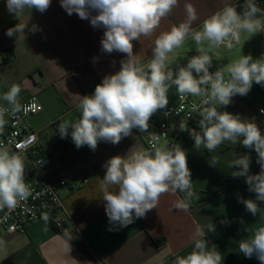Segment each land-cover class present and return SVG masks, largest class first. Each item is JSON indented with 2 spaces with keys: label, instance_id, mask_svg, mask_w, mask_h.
Listing matches in <instances>:
<instances>
[{
  "label": "crops",
  "instance_id": "obj_1",
  "mask_svg": "<svg viewBox=\"0 0 264 264\" xmlns=\"http://www.w3.org/2000/svg\"><path fill=\"white\" fill-rule=\"evenodd\" d=\"M240 2L179 0L178 6L161 19L160 26L150 36L133 41V53L140 63L151 58L155 39L185 20V4H192L197 11L198 19L193 22L192 30L201 31L203 21L228 4H234L242 13ZM260 23L264 27V17ZM17 24H27L24 32L7 36V30ZM34 25L35 32L31 30ZM103 33L104 29L93 28L90 20L80 19L76 13L68 15L60 0H51L43 13L26 9L18 17L8 11L6 0H0V97L13 84H18L22 89L20 103L34 97L40 104L41 111L26 117L21 125L37 133L39 148L51 156L55 183L87 180L75 190L57 187L71 225L68 234L59 233L47 223L35 222L22 234L3 236L0 264H173L176 257L193 250L195 239L206 240L210 249L215 247L223 264H260L255 256L249 259L239 251V241L264 226V216H253L240 202L254 200L255 193L248 190L245 177H233L235 169L229 167L237 157L247 154L249 174L260 172L256 152L242 144L225 141L209 152L203 146L194 147L189 132L182 131L178 146L187 156L192 197L179 191L167 193L160 197L157 209L148 211L142 218L134 217L131 224L121 227L110 223L100 186L106 171L103 165L116 155L150 151L144 144V131L133 129L130 136L116 145L100 141L93 151L87 145L78 149L74 142L63 144L55 124L77 120L80 115L77 105L81 96L87 94L89 85L94 83L96 87L106 75L115 74L120 62L127 58L124 53L102 51ZM184 43L186 56L199 54L194 50L199 45L191 37ZM222 51L221 61L226 68L242 55H251L253 59L264 57V31L242 32L233 49ZM179 54L175 49L169 61ZM217 107L257 124L264 132V115L258 114V109H264V86L254 82L247 95H236L228 106ZM199 119L188 124V128L199 131ZM213 160L216 165L211 163ZM22 161L27 169L28 161ZM179 200L188 202L187 212L173 208ZM260 207L264 210V203ZM209 225H213L211 232L207 231ZM197 226L205 230L204 237L195 236ZM68 237L72 238L67 243Z\"/></svg>",
  "mask_w": 264,
  "mask_h": 264
},
{
  "label": "clouds",
  "instance_id": "obj_2",
  "mask_svg": "<svg viewBox=\"0 0 264 264\" xmlns=\"http://www.w3.org/2000/svg\"><path fill=\"white\" fill-rule=\"evenodd\" d=\"M68 15L76 13L80 19L90 20L93 28H103L102 51L126 54L119 71L106 75L97 84L92 95L81 96L77 105L80 115L77 120L64 121L58 125L61 138H66L71 129V139L79 149L87 145L95 150L100 141L119 144L133 129L147 131L150 118L169 103L168 92L175 87L181 98L191 95L202 97L194 106L193 113L200 119L199 131L179 125L188 131L194 147H205L214 151L225 141L242 144L257 154L260 172L249 174L250 157H237L229 167L235 169L233 177H245L248 190L255 199H241L246 210L253 216H264V132L257 124L245 121L239 115L218 110L226 107L234 96H245L253 83L264 86V57L253 59L242 55L232 61L226 69L210 72L212 57L201 47L198 55L187 60L175 70L167 68L170 54L180 48L191 37L197 45L207 43L209 49L221 45L231 49L239 43L240 34H256L264 31L260 18L264 17L256 0H245L243 11L238 12L234 4H228L203 21L201 31H193L192 24L198 19L195 7L185 4L186 18L169 31L155 39L152 59L145 65L133 53V41L141 36H150L161 19L178 6L179 0H60ZM51 0H6V7L17 17L26 9L45 12ZM259 14V15H258ZM27 24L9 28L6 35L12 37L24 32ZM37 30L34 25L31 29ZM21 87L13 84L2 98L10 106L11 114L20 112ZM8 109L0 108V127L6 123ZM191 116V115H190ZM216 165V161L211 162ZM106 169L101 181L105 211L110 223L125 227L135 218H142L152 209H157L160 197L167 193L184 192L190 198L192 180L187 165V156L180 146L155 147L154 151H133L126 156H113L103 165ZM29 195L25 182V165L22 159L7 148H0V208L14 207L19 200ZM178 211L187 212L189 204L179 200L173 204ZM209 225L208 232L213 231ZM205 230L197 226L196 237H204ZM72 237H68V241ZM69 246V244H68ZM70 250V249H69ZM239 251L246 258L255 256L264 264V226L256 228L247 239L239 241ZM173 264H223L215 247L209 248L204 239H195L193 250L178 256Z\"/></svg>",
  "mask_w": 264,
  "mask_h": 264
},
{
  "label": "built area",
  "instance_id": "obj_3",
  "mask_svg": "<svg viewBox=\"0 0 264 264\" xmlns=\"http://www.w3.org/2000/svg\"><path fill=\"white\" fill-rule=\"evenodd\" d=\"M244 2L245 0H241L240 4L243 5ZM256 3L264 9L262 0L256 1ZM217 48L224 51L231 50L224 45ZM151 59L152 57L141 62V64L146 65ZM214 71L216 69L210 68V72ZM225 76L227 78V74ZM94 88V83H91L86 95H92ZM201 102L202 97L188 95L181 98L176 93L166 108L158 110L150 118L149 128L144 131L145 147L151 151L154 150V146L160 147L161 142H164L167 147L178 146L182 133L179 125L181 123L188 125L199 118L196 113H193V108L200 105ZM20 104L22 105L21 111L11 114L7 102L3 99L0 100V108L9 110L4 116L6 123L0 127V148H7L21 159L28 161V168L25 169V182L29 186V195L19 200L14 207L0 208V238L12 234H22L29 225L35 222L47 223L59 233L66 235L69 233L71 225H69L67 213L57 192V187L67 186L69 189L75 190L82 187L87 180L54 182L51 156L39 148L37 133L21 125L26 117L39 113L41 106L34 97H30ZM258 114L262 117L264 109H258ZM55 124L59 140L65 145L72 144L71 132L69 131L66 138H61L58 131L60 123L56 121Z\"/></svg>",
  "mask_w": 264,
  "mask_h": 264
},
{
  "label": "rangeland",
  "instance_id": "obj_4",
  "mask_svg": "<svg viewBox=\"0 0 264 264\" xmlns=\"http://www.w3.org/2000/svg\"><path fill=\"white\" fill-rule=\"evenodd\" d=\"M186 43H184L180 48L176 49V52L180 53L178 57L174 58L171 61L167 62L166 67L167 68H172L173 70H175L178 66H183L187 63V60L189 59L188 56H186L184 53H186V49H184L186 47ZM203 48L205 53L210 55L212 57V67L213 69H224L226 71V67L227 65L225 64V62L221 61V59H224V57H222V50L218 49V48H211L209 49L207 43H204L202 45H199L197 50L199 48ZM176 89L175 87L171 88L168 92V97H169V101L174 97V95L176 94ZM164 142L160 143V147H164Z\"/></svg>",
  "mask_w": 264,
  "mask_h": 264
},
{
  "label": "trees",
  "instance_id": "obj_5",
  "mask_svg": "<svg viewBox=\"0 0 264 264\" xmlns=\"http://www.w3.org/2000/svg\"><path fill=\"white\" fill-rule=\"evenodd\" d=\"M53 228V227H52Z\"/></svg>",
  "mask_w": 264,
  "mask_h": 264
}]
</instances>
